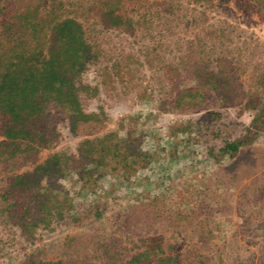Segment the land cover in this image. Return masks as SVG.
I'll return each instance as SVG.
<instances>
[{"label": "rangeland", "instance_id": "obj_1", "mask_svg": "<svg viewBox=\"0 0 264 264\" xmlns=\"http://www.w3.org/2000/svg\"><path fill=\"white\" fill-rule=\"evenodd\" d=\"M97 1L56 3L72 19ZM149 3L126 6L130 26L76 19L92 53L71 80L89 118L73 127L51 100L36 162H0L1 196L60 155L35 186L64 219L25 233L0 221V264H124L148 251L152 264H264V0ZM16 7L0 0V43ZM54 38H40L46 58Z\"/></svg>", "mask_w": 264, "mask_h": 264}, {"label": "trees", "instance_id": "obj_2", "mask_svg": "<svg viewBox=\"0 0 264 264\" xmlns=\"http://www.w3.org/2000/svg\"><path fill=\"white\" fill-rule=\"evenodd\" d=\"M14 1L17 7L2 26L0 43V70H3L0 75V162L17 159L16 164L21 166L35 163L37 155L49 141L44 132L36 129V123L44 117L47 102L52 100L66 108L73 127L89 118L80 111L77 88L71 80L72 71L82 67L92 53L76 19L98 17L112 26H130L131 21L126 20L130 19L126 6L139 4L147 9L153 3L150 4L149 0H98L88 10L83 6L75 8V18L70 19L60 14L56 0H52L51 9L46 13L41 3L43 0ZM47 29L55 37L56 46L46 58L40 38ZM7 59L8 64L3 66ZM240 145L242 143L227 144L223 151L234 153ZM116 147L110 144L108 148L116 150ZM59 163L60 155H54L38 166L39 173L30 185L25 180L27 177L15 179L0 196V221L3 224L18 226L25 233L41 225L51 227L55 221L64 219L62 215L50 213L53 204L35 186L36 182L40 183V173L49 174L51 166L59 167ZM21 187L27 188L29 193L16 192L14 196L9 192L10 189L20 191ZM152 250V254L156 250L164 252L160 246ZM148 255L149 251L124 264H152L147 261ZM171 263L168 258L161 264Z\"/></svg>", "mask_w": 264, "mask_h": 264}]
</instances>
